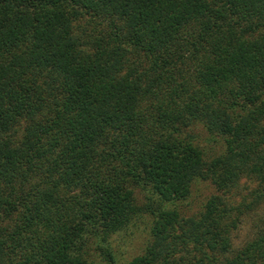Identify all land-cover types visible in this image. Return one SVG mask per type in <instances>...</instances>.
<instances>
[{
  "label": "trees",
  "instance_id": "1",
  "mask_svg": "<svg viewBox=\"0 0 264 264\" xmlns=\"http://www.w3.org/2000/svg\"><path fill=\"white\" fill-rule=\"evenodd\" d=\"M198 177L218 192L185 215L171 205ZM241 179L251 208L264 0H0V264H89L92 239L113 259L109 235L143 209L150 237L125 264H264V226L232 249ZM138 186L155 200L140 206Z\"/></svg>",
  "mask_w": 264,
  "mask_h": 264
},
{
  "label": "rangeland",
  "instance_id": "2",
  "mask_svg": "<svg viewBox=\"0 0 264 264\" xmlns=\"http://www.w3.org/2000/svg\"><path fill=\"white\" fill-rule=\"evenodd\" d=\"M83 25L86 26L88 23ZM190 128L194 139L205 150L206 157L219 154L224 149L223 138L219 135H211L201 122L197 121ZM18 131L19 129L17 133ZM254 186V181L241 179L238 187H233L229 192H226L227 201L234 205L241 203L240 207L243 209V212L239 213L236 226L231 232L232 249L240 247L264 226V198L258 200L259 197H257L251 208H244L246 201L254 196ZM215 192L218 191L209 179L198 177L193 180L189 196L185 199L176 200L171 206L177 207L185 215H196L203 210L205 201ZM135 195L136 202L140 206H144L145 203H150L156 198L151 189H142L139 186L135 189ZM168 204L170 205V203ZM152 216L151 213L143 209L127 226L109 235L107 241L111 245L113 259L106 256L102 248L98 246L97 241L92 239L85 251L89 264H125L133 255L141 252L150 237Z\"/></svg>",
  "mask_w": 264,
  "mask_h": 264
}]
</instances>
